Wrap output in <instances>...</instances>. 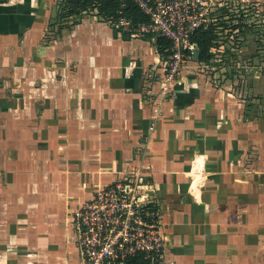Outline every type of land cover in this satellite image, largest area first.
<instances>
[{
    "label": "crops",
    "instance_id": "obj_1",
    "mask_svg": "<svg viewBox=\"0 0 264 264\" xmlns=\"http://www.w3.org/2000/svg\"><path fill=\"white\" fill-rule=\"evenodd\" d=\"M71 4L0 0V264H81L73 212L134 168L160 202L162 264H264V74L246 106L195 64L158 103V37Z\"/></svg>",
    "mask_w": 264,
    "mask_h": 264
},
{
    "label": "built area",
    "instance_id": "obj_2",
    "mask_svg": "<svg viewBox=\"0 0 264 264\" xmlns=\"http://www.w3.org/2000/svg\"><path fill=\"white\" fill-rule=\"evenodd\" d=\"M116 24L132 36L154 34L170 41L150 78L157 90L147 89L158 103L169 96L184 69L209 67L194 58L199 49L193 38L201 28L221 27V8L238 7L228 0H118ZM132 2L147 17L135 20L124 14ZM225 14V12H224ZM222 19L226 18V14ZM240 15V14H239ZM221 19V20H222ZM114 20V19H113ZM203 63V65H201ZM209 69V68H208ZM255 74H264L262 66ZM145 174L134 168L121 179L98 188L73 212L78 256L81 264H133L141 256L149 264H162L166 234L160 202L144 181Z\"/></svg>",
    "mask_w": 264,
    "mask_h": 264
},
{
    "label": "rangeland",
    "instance_id": "obj_3",
    "mask_svg": "<svg viewBox=\"0 0 264 264\" xmlns=\"http://www.w3.org/2000/svg\"><path fill=\"white\" fill-rule=\"evenodd\" d=\"M237 1L240 2V0ZM246 4L250 6L249 11H247V16L242 9V7H245L243 3H239L237 8L230 7V9L225 10L226 18H223L222 21L218 23L222 26L221 29H219L220 32L215 29V31L217 30L219 32H216L218 37L214 41L212 47L216 55L209 61H205L204 64H208L209 67L204 66V69L208 70L209 68L215 70L217 80H219L217 84L218 87L222 86V88L225 89L224 85L226 84V80H235L232 87L230 86L231 90L229 91L233 90L234 95L240 98L242 102H245L247 106L249 105L247 104L248 102H251L250 105L252 104L253 98L248 97V100L245 101L246 96H249V94H246V96L244 95V90L242 88L243 83L249 80L251 75L254 77L255 70L260 66H262L264 72V9L260 4ZM242 14L245 17H243ZM236 41H239V49H236ZM222 44L224 46H222ZM236 56L240 59V66L235 63L234 58H236ZM253 56H255V60L250 59ZM243 59L245 61H243ZM201 65H203V63ZM243 76H245L244 79H242ZM247 83H249V81ZM253 115L254 118L260 119L262 117L264 119V114L256 115V113H254ZM261 137L260 138L263 140L264 134H262ZM254 157L255 155L250 157L252 160L250 164H247L248 168H252L256 160L258 161L264 158L258 156L259 158L257 157L253 160ZM156 200H158L157 197Z\"/></svg>",
    "mask_w": 264,
    "mask_h": 264
},
{
    "label": "trees",
    "instance_id": "obj_4",
    "mask_svg": "<svg viewBox=\"0 0 264 264\" xmlns=\"http://www.w3.org/2000/svg\"><path fill=\"white\" fill-rule=\"evenodd\" d=\"M71 6L75 7L77 5H82L85 8L93 7L96 5L99 12L105 13L106 15L117 16V9L119 7L118 0H71ZM124 14L133 17L135 20H145V15L140 11V9L132 2H129L124 10ZM217 33L215 27L211 28H201L194 34V39L198 42L199 54L196 60L198 61H209L211 58L215 57V52L212 51L213 43L217 38ZM170 45V41L164 37H158V46L162 52L164 49ZM142 257H135L131 262L133 264H149L146 260H141Z\"/></svg>",
    "mask_w": 264,
    "mask_h": 264
},
{
    "label": "water",
    "instance_id": "obj_5",
    "mask_svg": "<svg viewBox=\"0 0 264 264\" xmlns=\"http://www.w3.org/2000/svg\"><path fill=\"white\" fill-rule=\"evenodd\" d=\"M198 54H199V50H196L195 53H194V58H195V59H197Z\"/></svg>",
    "mask_w": 264,
    "mask_h": 264
}]
</instances>
